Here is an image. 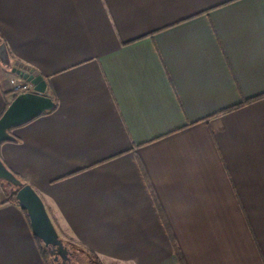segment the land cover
<instances>
[{"label":"crops","instance_id":"obj_1","mask_svg":"<svg viewBox=\"0 0 264 264\" xmlns=\"http://www.w3.org/2000/svg\"><path fill=\"white\" fill-rule=\"evenodd\" d=\"M2 42L0 115L19 69L57 104L0 157L63 236L115 264H264V0H0ZM0 264H47L1 182Z\"/></svg>","mask_w":264,"mask_h":264},{"label":"water","instance_id":"obj_2","mask_svg":"<svg viewBox=\"0 0 264 264\" xmlns=\"http://www.w3.org/2000/svg\"><path fill=\"white\" fill-rule=\"evenodd\" d=\"M0 54L6 59L8 53L5 43L0 44ZM6 55V56H5ZM8 66H11L10 60L6 59ZM16 70V68H14ZM24 78L34 84L32 91L20 92L11 100L9 105L0 115V144L5 140L14 139L11 130L21 124H24L43 112L54 107V99L46 94V80L40 74L21 71ZM0 179L6 180L16 187L17 203L28 213L32 230L38 236L49 251L54 255V259L69 258L70 253L68 244L55 226L44 200L36 189L29 183H24L2 160L0 157Z\"/></svg>","mask_w":264,"mask_h":264},{"label":"trees","instance_id":"obj_3","mask_svg":"<svg viewBox=\"0 0 264 264\" xmlns=\"http://www.w3.org/2000/svg\"><path fill=\"white\" fill-rule=\"evenodd\" d=\"M49 92H47V94H48ZM49 95V94H48ZM51 96V95H50ZM52 98H54L53 97V95L51 96ZM260 97V96H259ZM256 98H258V96H255V97H252V98H248V99H245L244 100V103L245 102H249V101H251V100H253V99H256ZM54 101H55V99H54ZM56 101H55V105H54V107L52 108V109H50V110H47V111H45V112H49V111H52L53 109H55V107H56ZM8 105H9V103H8ZM7 105V106H8ZM6 106V107H7ZM19 177V176H18ZM20 178V177H19ZM21 179V178H20ZM22 180V179H21ZM23 181V180H22ZM0 182L1 183H3V184H6V185H4L5 186V189H6V191H7V193H8V199L9 200H12V201H14V202H17V197H16V194H17V191H18V187H16L15 185H13L12 183H10V182H8V181H6V180H2V179H0ZM24 183H27L26 181H23ZM41 196V195H40ZM42 197V196H41ZM43 199V198H42ZM44 200V199H43ZM45 202V201H44ZM46 205V204H45ZM24 211L27 213V211L24 209ZM28 214V213H27ZM52 220H53V218H52ZM54 221V220H53ZM54 224L56 225V227H57V229H58V226H57V224L55 223V221H54ZM58 231H59V229H58ZM59 233H60V236L63 238V240H64V242H66L69 246H71L72 248H74L77 252H80V251H84V252H86V253H88V255L93 259V260H97L98 258H99V256L94 252V250H92V249H90V248H88V247H85V246H83V245H81V244H78L77 242H75V241H73V240H71V239H69V238H67V237H65V236H63V234H61V232L59 231ZM36 236V235H35ZM36 239H37V242H38V244H39V249H40V252H41V254H42V257L44 258V260H45V262L47 263V264H56L55 263V261H54V259H53V254L49 251V249L44 245V243L42 242V240L38 237V236H36ZM176 249H177V251H178V254L180 255V252H179V250H178V248H177V246H176ZM83 260H85V261H87V258L86 257H84L83 258Z\"/></svg>","mask_w":264,"mask_h":264},{"label":"built area","instance_id":"obj_4","mask_svg":"<svg viewBox=\"0 0 264 264\" xmlns=\"http://www.w3.org/2000/svg\"><path fill=\"white\" fill-rule=\"evenodd\" d=\"M11 85V89L15 94H18L20 92L32 91L34 88L33 84L28 80L12 79Z\"/></svg>","mask_w":264,"mask_h":264},{"label":"flooded vegetation","instance_id":"obj_5","mask_svg":"<svg viewBox=\"0 0 264 264\" xmlns=\"http://www.w3.org/2000/svg\"><path fill=\"white\" fill-rule=\"evenodd\" d=\"M68 248L70 253H73L72 256L66 259H62L61 257H59L57 260H55L53 255V259L56 264H79V260H81V258L78 256V252L69 245Z\"/></svg>","mask_w":264,"mask_h":264},{"label":"rangeland","instance_id":"obj_6","mask_svg":"<svg viewBox=\"0 0 264 264\" xmlns=\"http://www.w3.org/2000/svg\"><path fill=\"white\" fill-rule=\"evenodd\" d=\"M6 185V184H4ZM78 256L81 258V260H79V264H115L113 262H110V261H104L102 260L101 258H98L97 260H93L89 255L88 253L86 252H78ZM86 257L87 258V261L83 260V258Z\"/></svg>","mask_w":264,"mask_h":264}]
</instances>
